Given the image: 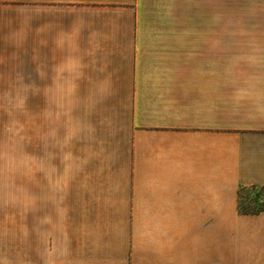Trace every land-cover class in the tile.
I'll return each mask as SVG.
<instances>
[{
  "label": "crops",
  "instance_id": "crops-1",
  "mask_svg": "<svg viewBox=\"0 0 264 264\" xmlns=\"http://www.w3.org/2000/svg\"><path fill=\"white\" fill-rule=\"evenodd\" d=\"M6 79L111 105L98 157L0 205V264H264V0H0Z\"/></svg>",
  "mask_w": 264,
  "mask_h": 264
},
{
  "label": "rangeland",
  "instance_id": "rangeland-1",
  "mask_svg": "<svg viewBox=\"0 0 264 264\" xmlns=\"http://www.w3.org/2000/svg\"><path fill=\"white\" fill-rule=\"evenodd\" d=\"M4 81L12 84L0 85V205L18 206L25 221L31 167L38 180L40 170L51 174L65 167L71 173L78 157L84 164L98 157L102 151L95 148L94 136L103 126L102 110L111 103L76 101L74 85L52 87L47 95L35 96L49 100H34L27 86L13 83L19 80ZM262 205L261 189L240 191L241 211L261 210Z\"/></svg>",
  "mask_w": 264,
  "mask_h": 264
}]
</instances>
